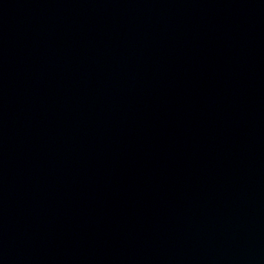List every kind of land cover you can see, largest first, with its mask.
<instances>
[{"label": "water", "instance_id": "obj_1", "mask_svg": "<svg viewBox=\"0 0 264 264\" xmlns=\"http://www.w3.org/2000/svg\"><path fill=\"white\" fill-rule=\"evenodd\" d=\"M0 264H264V0H0Z\"/></svg>", "mask_w": 264, "mask_h": 264}]
</instances>
